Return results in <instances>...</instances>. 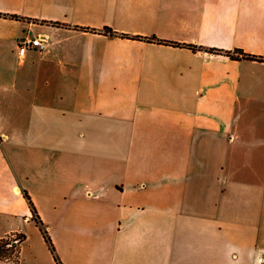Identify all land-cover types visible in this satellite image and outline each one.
<instances>
[{
	"label": "crops",
	"instance_id": "crops-1",
	"mask_svg": "<svg viewBox=\"0 0 264 264\" xmlns=\"http://www.w3.org/2000/svg\"><path fill=\"white\" fill-rule=\"evenodd\" d=\"M0 13V264H264V0Z\"/></svg>",
	"mask_w": 264,
	"mask_h": 264
},
{
	"label": "trees",
	"instance_id": "trees-1",
	"mask_svg": "<svg viewBox=\"0 0 264 264\" xmlns=\"http://www.w3.org/2000/svg\"><path fill=\"white\" fill-rule=\"evenodd\" d=\"M4 15H6V14L0 13V16H4ZM7 16L17 17L16 15H12V14H7ZM104 31L108 32V33H112V30H110V29H104ZM183 45L187 46L189 48H192V49H196V46L191 45V44H183ZM207 50L215 51V52L220 51V50H213V49H207ZM226 53H228L232 58H249V59H256V60H264V57H262V56L247 54V53H244L240 49H236L233 52L226 51ZM23 195L28 200V203H29V206L31 208V212L33 214V217L35 218L37 224L39 225V228H40V231L43 235V238L47 242L49 249H50L51 253L53 254L55 261L57 262V264H62L60 262L59 258L57 257V255L55 254L54 246L51 242V239L48 235L46 228L42 226L41 221L38 219V217L36 215L35 208H34L33 204L31 203L28 194L26 192H24ZM24 237L25 236L23 234L19 233V234H8V235H5L4 237L0 238V260H12V261L16 262L18 260V257H19V245H20L21 241L24 239ZM15 239H17L16 242L14 241Z\"/></svg>",
	"mask_w": 264,
	"mask_h": 264
},
{
	"label": "built area",
	"instance_id": "built-area-1",
	"mask_svg": "<svg viewBox=\"0 0 264 264\" xmlns=\"http://www.w3.org/2000/svg\"><path fill=\"white\" fill-rule=\"evenodd\" d=\"M44 47L40 36L22 37L17 41V48L19 53H24L28 49H42ZM15 242L17 239L14 240Z\"/></svg>",
	"mask_w": 264,
	"mask_h": 264
}]
</instances>
